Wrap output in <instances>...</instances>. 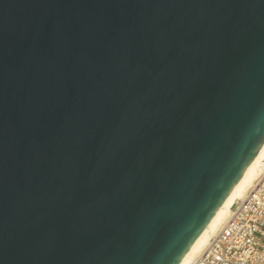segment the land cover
<instances>
[{
	"label": "water",
	"instance_id": "95a60500",
	"mask_svg": "<svg viewBox=\"0 0 264 264\" xmlns=\"http://www.w3.org/2000/svg\"><path fill=\"white\" fill-rule=\"evenodd\" d=\"M264 146V0H0V264H180Z\"/></svg>",
	"mask_w": 264,
	"mask_h": 264
},
{
	"label": "built area",
	"instance_id": "2783aa9c",
	"mask_svg": "<svg viewBox=\"0 0 264 264\" xmlns=\"http://www.w3.org/2000/svg\"><path fill=\"white\" fill-rule=\"evenodd\" d=\"M190 264H264V173Z\"/></svg>",
	"mask_w": 264,
	"mask_h": 264
},
{
	"label": "bare ground",
	"instance_id": "6f19581e",
	"mask_svg": "<svg viewBox=\"0 0 264 264\" xmlns=\"http://www.w3.org/2000/svg\"><path fill=\"white\" fill-rule=\"evenodd\" d=\"M263 173L264 146L180 264H190L194 258L202 253L211 238L219 230L222 222L229 216L231 207L234 203L237 200L245 198L249 194Z\"/></svg>",
	"mask_w": 264,
	"mask_h": 264
}]
</instances>
